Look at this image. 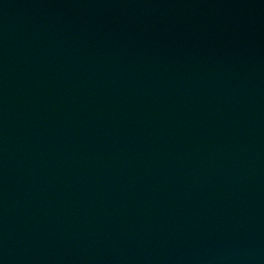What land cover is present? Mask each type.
I'll list each match as a JSON object with an SVG mask.
<instances>
[{
  "label": "water",
  "instance_id": "obj_1",
  "mask_svg": "<svg viewBox=\"0 0 264 264\" xmlns=\"http://www.w3.org/2000/svg\"><path fill=\"white\" fill-rule=\"evenodd\" d=\"M0 264H264V0H0Z\"/></svg>",
  "mask_w": 264,
  "mask_h": 264
}]
</instances>
